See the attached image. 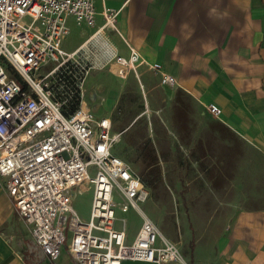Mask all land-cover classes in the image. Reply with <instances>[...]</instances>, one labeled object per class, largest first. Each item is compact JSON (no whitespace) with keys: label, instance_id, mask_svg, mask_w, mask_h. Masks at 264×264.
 Wrapping results in <instances>:
<instances>
[{"label":"crops","instance_id":"crops-1","mask_svg":"<svg viewBox=\"0 0 264 264\" xmlns=\"http://www.w3.org/2000/svg\"><path fill=\"white\" fill-rule=\"evenodd\" d=\"M107 8L119 11L116 27L100 30ZM95 10L92 27L69 17L74 44L62 42L69 53L82 48L91 65L83 108L110 118L114 128L108 111L119 105L126 85L110 92L109 108L101 115L106 98L96 94L95 74L109 67L117 76L112 55L128 58L131 47L178 82L161 84L160 74L146 64L125 78L117 76L136 88L139 83L143 102L130 123L113 132L122 134L128 149L132 138L126 133L142 125L157 166L163 163L159 174L153 167V175L167 186L153 189V195L148 187L159 216L144 212L179 246L186 264H264V0H96ZM210 103L221 108L220 118L206 109ZM4 193L0 264H76L66 244L58 258L47 257ZM130 210L135 209H116V227L125 228L127 243L143 224L137 210L141 219L129 222Z\"/></svg>","mask_w":264,"mask_h":264},{"label":"built area","instance_id":"built-area-1","mask_svg":"<svg viewBox=\"0 0 264 264\" xmlns=\"http://www.w3.org/2000/svg\"><path fill=\"white\" fill-rule=\"evenodd\" d=\"M95 2L0 0V178L35 244L51 259L67 244L76 264H186L178 246L141 207L150 189L113 152L122 134L113 132L110 118L82 107L91 65L82 48L69 53L62 42L70 33L69 17L77 25L95 26ZM118 13L105 9L100 30L115 28ZM112 60L121 78L146 64L160 74L161 84L178 83L133 47L128 58L113 54ZM206 109L220 118L218 105ZM84 185L93 187L88 220L73 207L74 192ZM130 208L143 216V224L127 243L125 228L116 227V209Z\"/></svg>","mask_w":264,"mask_h":264},{"label":"rangeland","instance_id":"rangeland-1","mask_svg":"<svg viewBox=\"0 0 264 264\" xmlns=\"http://www.w3.org/2000/svg\"><path fill=\"white\" fill-rule=\"evenodd\" d=\"M64 40H67L68 45L74 44V39H72L71 35H67ZM66 46V42L64 43ZM106 65V63H105ZM53 63L50 62L46 65L42 71L46 72L48 68H51ZM116 73V70L113 71ZM117 75V74H116ZM118 76V75H117ZM115 76L109 67L103 69V71H99L95 74V80L97 81V95H103L106 98V101L102 102L100 108L98 109V113L104 115L109 108V95L110 92L117 87H121L122 85H126V93L123 95L121 102L119 105H115L112 109L108 111V115L112 117L114 128L113 131H122L128 123L133 119L136 114V110L139 108V104L143 100V92L141 91L140 84L138 83L137 88L131 85L130 83L123 82L122 79H119ZM99 84V85H98ZM141 93V94H140ZM89 96L86 97L88 99ZM143 102V101H142ZM145 128H142V125H135L131 127V129L126 133L129 138H132L129 142V147L124 144V141L119 142L115 145L114 150L117 152L116 154L121 155L127 162L131 165V167L145 180L148 187L152 190L158 189L161 185L167 186L165 180L158 176L159 168L163 167V163L157 166V161L155 160V151L152 149L148 143L145 136ZM124 138V137H123ZM128 138V137H127ZM151 140L153 141V133L151 134ZM146 144V145H144ZM155 163V165H153ZM156 166V167H155ZM153 167L157 171L155 175H153ZM93 169V168H92ZM153 179H157L156 182L153 183ZM5 186V179L0 178V199H5L6 190L4 189ZM7 193V192H6ZM8 194V193H7ZM74 200H73V207L78 212V214L84 219L88 220L90 215L92 197H93V187L92 186H80L74 192ZM10 198V196L8 195ZM142 209L151 217H157L160 213L159 206L157 202H153V198L148 200L147 202L141 205ZM17 211V210H16ZM175 214H178L179 211L174 209ZM18 213V211H17ZM20 216V214L18 213ZM129 222L133 220H140L141 217L138 212L135 210H130L126 214ZM21 217V216H20ZM22 218V217H21ZM23 219V218H22ZM132 225V224H130ZM173 242V241H172ZM177 245L175 242H173ZM67 245V244H66ZM65 245V247H66ZM178 246V245H177ZM179 248V246H178ZM180 250V248H179ZM181 252V251H180Z\"/></svg>","mask_w":264,"mask_h":264},{"label":"trees","instance_id":"trees-1","mask_svg":"<svg viewBox=\"0 0 264 264\" xmlns=\"http://www.w3.org/2000/svg\"><path fill=\"white\" fill-rule=\"evenodd\" d=\"M78 104V103H77ZM143 179V178H142ZM156 179H153V181H155ZM145 185L148 187L147 183L145 182V180L143 179Z\"/></svg>","mask_w":264,"mask_h":264},{"label":"bare ground","instance_id":"bare-ground-1","mask_svg":"<svg viewBox=\"0 0 264 264\" xmlns=\"http://www.w3.org/2000/svg\"><path fill=\"white\" fill-rule=\"evenodd\" d=\"M85 84V83H84Z\"/></svg>","mask_w":264,"mask_h":264}]
</instances>
